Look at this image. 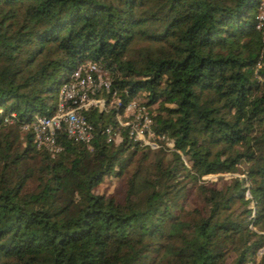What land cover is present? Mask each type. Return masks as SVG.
<instances>
[{
    "label": "trees",
    "instance_id": "trees-1",
    "mask_svg": "<svg viewBox=\"0 0 264 264\" xmlns=\"http://www.w3.org/2000/svg\"><path fill=\"white\" fill-rule=\"evenodd\" d=\"M258 2L0 0V264H264ZM84 60L118 102L83 111L90 148L58 131L51 155L21 125ZM132 99L172 149L118 126ZM112 178L120 198L96 191Z\"/></svg>",
    "mask_w": 264,
    "mask_h": 264
},
{
    "label": "built area",
    "instance_id": "built-area-1",
    "mask_svg": "<svg viewBox=\"0 0 264 264\" xmlns=\"http://www.w3.org/2000/svg\"><path fill=\"white\" fill-rule=\"evenodd\" d=\"M254 27L261 32L264 40V0H259L255 15ZM110 77L97 62L84 60L72 71L70 78L62 82L56 92V105L52 113H34L28 123L21 125L29 128L32 142L36 148L47 150L51 155L59 152L61 145L56 141L58 131H64L67 137L81 141L90 148L93 136L92 125L84 115V110L96 108L105 110L117 104L114 92L106 103L100 93L107 91ZM1 113V109H0ZM13 116V113L10 114ZM5 121L12 118L4 117ZM118 126L127 128L128 136L151 148L162 146L165 150L172 149V139L166 133H157L152 128V117L147 108L138 99L130 100L122 114H116ZM106 126L105 141H117L120 138L119 127Z\"/></svg>",
    "mask_w": 264,
    "mask_h": 264
},
{
    "label": "rangeland",
    "instance_id": "rangeland-1",
    "mask_svg": "<svg viewBox=\"0 0 264 264\" xmlns=\"http://www.w3.org/2000/svg\"><path fill=\"white\" fill-rule=\"evenodd\" d=\"M155 108V104H153L151 106V109ZM233 174L238 175L240 178H244L243 173H239V172H233ZM217 175H222L224 177H228L231 175V173H215V174H205L202 177H200V180L202 181H211V180H215ZM122 180L119 178H112V179H108L105 180L103 182L100 183V185L96 188L97 192H103V193H107V194H113L116 198H120L121 194H122ZM262 250H264V248H262ZM259 254V253H258Z\"/></svg>",
    "mask_w": 264,
    "mask_h": 264
}]
</instances>
